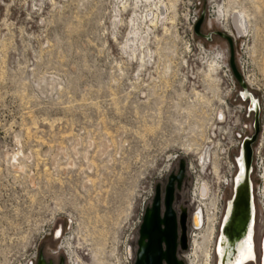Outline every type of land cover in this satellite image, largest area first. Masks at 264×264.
<instances>
[{"label": "rangeland", "instance_id": "1", "mask_svg": "<svg viewBox=\"0 0 264 264\" xmlns=\"http://www.w3.org/2000/svg\"><path fill=\"white\" fill-rule=\"evenodd\" d=\"M246 88L264 114V0H0V264L34 248L63 264H130L149 193L215 148ZM184 175L172 207L191 213ZM215 238L178 257L205 264L208 250L216 264Z\"/></svg>", "mask_w": 264, "mask_h": 264}, {"label": "built area", "instance_id": "2", "mask_svg": "<svg viewBox=\"0 0 264 264\" xmlns=\"http://www.w3.org/2000/svg\"><path fill=\"white\" fill-rule=\"evenodd\" d=\"M220 68H224L227 73L225 76L226 85L229 90L234 86V80L232 79V74H230L229 69L226 65H220ZM242 91V90H241ZM240 92V91H239ZM238 93L239 101L246 102L245 106H243L242 110H238V119L234 120L232 127L229 131H224L221 127L216 130V136L218 137L217 142L214 143L213 150H210L212 146L207 144V146L202 149L203 151L195 156L193 159L194 163L185 160L182 161L183 171L186 172L190 178H192L191 188L189 192V202L191 204H195L194 206H201L202 209L203 204L211 205L212 209L216 212V220H215V231L216 228L219 227V220L223 211V203H226L227 198L233 196L234 193V184H235V175L237 168V160L240 152H242L243 159V143L246 139H248L253 133L254 130V114H257V133L254 141L251 143L249 148H251L249 165L246 170V181H248L250 186V202L255 206V215H256V204L259 205V223L260 228L259 238L262 235L264 237V114L258 106V99L253 97V100L256 103V109L250 107L249 97L243 98L240 93ZM227 99V98H226ZM244 116V118L242 117ZM251 119H247V117ZM206 152V157L203 161H200L199 156ZM232 152H234L232 154ZM244 166V162H243ZM203 182L206 187V194L204 196H200L198 190H200V184ZM224 189L229 190L227 196L224 194ZM151 197L152 194L149 193ZM144 207L141 209L139 213V217L136 220L137 225H139V221L144 212ZM195 209V208H194ZM255 218V226L256 227V217ZM222 221V220H220ZM221 224V223H220ZM58 235H55V231H58ZM214 231V232H215ZM61 234V227L58 224V228L53 229L51 233V238L56 240L58 236ZM47 235H50V231H47ZM128 248L124 249V255L126 262L132 261L133 253ZM38 251L36 248L31 253H35ZM62 260V259H61ZM33 259L27 261V264L32 263ZM131 264V262H130Z\"/></svg>", "mask_w": 264, "mask_h": 264}, {"label": "water", "instance_id": "3", "mask_svg": "<svg viewBox=\"0 0 264 264\" xmlns=\"http://www.w3.org/2000/svg\"><path fill=\"white\" fill-rule=\"evenodd\" d=\"M202 21V15L193 24V30L196 34H199L198 25ZM222 38H225L229 45V55H228V66L234 76V80L238 83L240 87H245L241 76L234 66L233 52L231 46V38L228 35L219 32ZM257 114H254V130L252 135L246 139L243 143V161L245 171L248 168L251 148L249 146L254 141L257 133ZM177 173H170L167 176L166 184L164 186L163 192L160 191V187L156 185L153 191V197L149 206H145L141 220L137 228V239L136 247L134 248L133 260L131 264H182V261L178 260L175 255V240H176V224L178 222L180 227V235L178 236L179 248L183 249L187 246V238L184 234V223L183 218H185V209L182 208L179 214L176 215L175 211L171 207L172 201V191H173V181H176V185H179L180 176L183 174L182 160L177 164ZM246 182L242 183L236 193L233 201V215L229 222V226L232 227L236 217L241 213L248 202V197L246 196ZM161 192V193H160ZM162 201V205L160 204ZM162 211L160 213L161 207ZM163 244V248L162 247ZM40 261V260H39ZM39 263V262H38Z\"/></svg>", "mask_w": 264, "mask_h": 264}, {"label": "bare ground", "instance_id": "4", "mask_svg": "<svg viewBox=\"0 0 264 264\" xmlns=\"http://www.w3.org/2000/svg\"><path fill=\"white\" fill-rule=\"evenodd\" d=\"M231 23L233 24V30L234 33L241 34L243 30L245 29L244 22V16L240 12H235L231 15ZM246 23V22H245ZM247 30V29H246ZM236 35V34H235ZM237 37V36H236ZM220 62L219 60H217ZM213 63V68L211 71L215 70L217 67H221L219 63ZM240 95L245 98L249 97L250 107H253L256 109V103L253 100V97L250 93H248V89L242 90L239 92ZM206 157V152H203L199 158L200 161H203ZM243 159H242V152H240L237 162V168H236V175H235V184H234V193L232 198L228 197L226 203H223V211L220 221L219 220V227L216 228L215 231V218H216V212H213V209H209L211 205H205L203 204V207L205 210H202L201 206H196L195 209L189 213L188 220L190 221V224L193 228V230L196 231V229L199 230L200 226L204 224L205 220V229L200 233L201 236H199L198 240H193V244L195 246L197 245V242L199 240L203 241H213L215 236H217L216 244L214 247V252L216 256V264H258L259 262V247H261V264H264V237L262 238V235L259 238L258 243L254 245V226H255V218L253 217L255 215V206L250 201L249 195H250V186L248 181H246V171L243 166ZM246 182V196L248 197V202L246 204L247 208L245 207L244 210L241 211V213L236 217L237 219L234 221V224L232 227L229 226V222L231 220V217L233 215V207H232V201L238 192L237 189L240 188L242 183ZM206 187L203 182L200 184V190H198L200 196H204L206 194ZM212 208V207H211ZM205 211V214L203 213ZM205 215V216H204ZM221 223V224H220ZM201 229V228H200ZM188 232V240L190 241V237H193L196 233L199 231ZM209 233V236H206L205 234ZM215 231V232H214ZM58 231H55V235H58ZM204 233V234H203ZM217 233V235H216ZM208 235V234H207ZM206 236V237H205ZM204 258H205V264H211L212 263V253L211 251H204ZM38 264H44L41 261H39Z\"/></svg>", "mask_w": 264, "mask_h": 264}, {"label": "flooded vegetation", "instance_id": "5", "mask_svg": "<svg viewBox=\"0 0 264 264\" xmlns=\"http://www.w3.org/2000/svg\"><path fill=\"white\" fill-rule=\"evenodd\" d=\"M177 173V170L175 171V173H172V174H176ZM168 176V175H167ZM167 176H166V178H167ZM184 177H185V175H184V171H183V174L180 176V182H179V185L177 186L176 185V181H173V191H172V193H173V195H172V201H171V204L173 205L174 204V201H175V198H176V193H175V191H177L180 187H181V184L182 183H184ZM165 178V179H166ZM167 180V179H166ZM165 184H166V181H165V183H164V185H163V187H161L160 188V191L161 192H163V189H164V186H165ZM154 191V190H153ZM160 192V193H161ZM152 197H153V192H152V196H151V199H150V201H149V204L151 203V200H152ZM160 204L162 205V201L160 200ZM172 205H171V207H172ZM149 206V205H148ZM161 207V206H160ZM173 208V210L175 211V213H176V215L177 214H179V212L181 211V209H179V211H176L175 209H174V207H172ZM161 211H162V207H161V210H160V213H161ZM188 218H189V213H187V211H186V209H185V218H183V223H184V230H185V232H184V234L186 235V238H187V242L189 241L188 240V232H187V226H188V224L190 223V221L188 220ZM205 221V220H204ZM187 232V233H186ZM202 231H200V232H198V233H196L195 235H193V237H190V241L192 240H198L199 239V236H201V233ZM180 233V227H179V224H178V222H177V224H176V232H175V234H176V240H175V246H174V248H175V255H176V258L178 259V260H180L181 261V259L178 257V254L181 252V251H183L185 248H183V249H181V248H179L178 246H179V243H178V236L180 235L179 234ZM136 239H137V236H136ZM135 247H136V240H135ZM164 246H163V244H162V247L161 248H163ZM133 250H134V248H133ZM259 250H260V253H259V262H258V264H261V253H262V251H261V247H259ZM30 259H33V261H32V263H30V264H38V262H39V260L42 262V263H44V264H63V262H62V260L61 259H59V258H55V259H53V258H47L46 256L45 257H43V254L41 253V251H36L34 254L33 253H31V256H30V258L28 259V260H30ZM27 260V261H28ZM27 261H25L23 264H27ZM162 264H165L164 262H162ZM182 264H183V261H182Z\"/></svg>", "mask_w": 264, "mask_h": 264}]
</instances>
